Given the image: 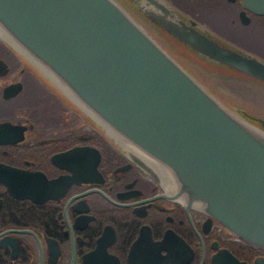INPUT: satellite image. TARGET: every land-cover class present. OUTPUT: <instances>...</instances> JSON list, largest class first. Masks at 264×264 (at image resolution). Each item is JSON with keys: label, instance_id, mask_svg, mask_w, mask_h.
Masks as SVG:
<instances>
[{"label": "water", "instance_id": "water-1", "mask_svg": "<svg viewBox=\"0 0 264 264\" xmlns=\"http://www.w3.org/2000/svg\"><path fill=\"white\" fill-rule=\"evenodd\" d=\"M129 1L198 57L264 82L263 58L168 0ZM242 3L264 12V0ZM0 27L93 120L91 112L165 169L185 198L264 250V117L230 109L117 0H0ZM18 89L14 82L4 96Z\"/></svg>", "mask_w": 264, "mask_h": 264}, {"label": "flooded vegetation", "instance_id": "flooded-vegetation-1", "mask_svg": "<svg viewBox=\"0 0 264 264\" xmlns=\"http://www.w3.org/2000/svg\"><path fill=\"white\" fill-rule=\"evenodd\" d=\"M168 1L264 58L201 23L192 8L221 4L234 23L263 29L264 12L242 0H189L184 9ZM6 42L0 35V264H264L263 249L185 198L158 163ZM24 75L49 93L52 109L6 104L23 92ZM14 82L19 89L4 96Z\"/></svg>", "mask_w": 264, "mask_h": 264}, {"label": "rangeland", "instance_id": "rangeland-1", "mask_svg": "<svg viewBox=\"0 0 264 264\" xmlns=\"http://www.w3.org/2000/svg\"><path fill=\"white\" fill-rule=\"evenodd\" d=\"M119 2V1H118ZM175 2L182 8L188 7L192 5V1H184V0H175ZM120 3V2H119ZM121 4V3H120ZM122 5V4H121ZM123 6V5H122ZM138 22H140L146 29L149 31L156 40L187 70H189L201 83H203L211 92H213L210 86L200 80V77H203L207 74H212L216 76H235L236 73L227 71V69L220 68L215 65H208L201 60L198 59V56L194 53L187 51L182 45L175 42L173 39L161 33V31L155 27H153L148 22L146 23L145 20H141L139 16H135L129 9L123 6ZM192 15L196 17L201 23L209 26L210 28L214 29L220 35L229 38L230 40L236 41L238 44L246 46L248 49L252 50L255 53H258L264 56V29L260 28L256 25L249 24V25H239L231 21V15L227 8L221 7L219 4L216 7H208L204 6L199 9L192 8ZM143 19V18H142ZM146 24V25H145ZM151 29H149L148 27ZM157 33V34H156ZM6 44L13 47V45L8 41ZM16 52L19 51L15 48ZM193 54V55H192ZM181 59H180V58ZM187 59H186V58ZM262 58V57H261ZM264 59V58H263ZM197 68H195L194 66ZM197 70H200L199 72ZM197 73H195V72ZM207 72V73H206ZM202 73V74H201ZM199 75V76H198ZM205 79V76L202 78ZM208 82V79H205ZM211 83L212 81L209 80ZM24 82L25 87L23 92L18 95L17 97L7 100L6 104L10 106H14L16 103H24L27 104L28 107H36L41 105L44 108H47L48 104L51 109L54 107L52 104L51 97L46 90L41 89L37 84H35L31 77L28 75H24ZM209 82V83H210ZM217 89L221 91L224 95H231L229 91L222 87L221 84H216ZM215 94V92H213ZM220 100H222L226 105L230 107L233 111H238L234 109L233 106L242 108L244 111L245 108L243 106L236 105L232 101L225 100L223 97H220L218 94H215ZM261 99V98H260ZM264 99V98H263ZM262 99V100H263ZM261 100V101H262ZM250 106H255L260 110H264V101L261 102L259 105H255L253 101H246ZM237 113V112H236ZM43 117V116H38ZM47 117V116H45ZM44 118V117H43Z\"/></svg>", "mask_w": 264, "mask_h": 264}, {"label": "trees", "instance_id": "trees-1", "mask_svg": "<svg viewBox=\"0 0 264 264\" xmlns=\"http://www.w3.org/2000/svg\"><path fill=\"white\" fill-rule=\"evenodd\" d=\"M117 1H119L123 6H125L127 9H129L135 16L138 15L141 20H145L146 23L148 22L149 24H151L149 22V20L144 18V16L139 15V11H137L135 6L129 0H117ZM195 2H197V1H195ZM152 26L155 27L154 25H152ZM148 28L151 29L150 27H148ZM155 28H157V27H155ZM157 29H159V28H157ZM159 30L161 31L162 34L167 35L169 37V35L165 31H163L161 29H159ZM184 48L187 51L193 53L191 50L187 49L186 47H184ZM198 59L201 60L202 62L210 65V66L214 65V64H210L209 62L205 61L204 59H202L200 57H198ZM215 66H218V67L223 68V69H227V71L236 73V75L225 77V78H224V76L219 77V76L212 75V74H208V77H207V74L204 75L207 79L212 80V83L207 82L205 79H202L203 77H200L198 75L200 80H202L203 82H206L210 86L211 90L213 92H215V94H218L220 97H223V98L225 97L224 98L225 100L232 101L236 105L243 106L245 108L246 112H248L250 114L264 116L263 110H260L255 106H250L246 102L247 100H249V101L255 102L254 103L255 105L261 104V100L264 98V82L261 80H258L256 78L247 76V75L240 73L238 71H235V70H233L229 67H226V66H219V65H215ZM217 83L219 85L221 84L222 87H225L231 95H224L221 91H219L217 89V85H216Z\"/></svg>", "mask_w": 264, "mask_h": 264}, {"label": "bare ground", "instance_id": "bare-ground-1", "mask_svg": "<svg viewBox=\"0 0 264 264\" xmlns=\"http://www.w3.org/2000/svg\"><path fill=\"white\" fill-rule=\"evenodd\" d=\"M137 11H139V10H137ZM140 13V12H139ZM141 14V13H140ZM141 16H143L142 14H141ZM0 35L1 36H3V37H5V38H7V40H9L17 49H19L20 51H22L23 53H27L22 47H20L1 27H0ZM4 42V41H3ZM27 55H29L30 57H31V59H33V61H35V64L39 67V68H41V70H43V72H45L47 75H49L50 77H52L53 79H54V76L46 69V67H44L39 61H37L36 59H34L29 53H27ZM194 66V65H193ZM195 67V66H194ZM196 68V67H195ZM197 69V68H196ZM198 72L200 71V70H197ZM201 72V71H200ZM207 73V72H206ZM202 74V73H201ZM204 77V76H203ZM208 77V76H207ZM210 78V77H209ZM225 78V77H224ZM237 78V77H236ZM240 78V77H239ZM205 79H206V77H205ZM211 79V78H210ZM57 83H58V80L55 78L54 79ZM212 81V80H211ZM217 81V80H216ZM208 82H210L209 81V79H208ZM211 83V82H210ZM216 83V82H215ZM60 84V83H59ZM218 84V83H217ZM76 98V97H75ZM262 101H264V100H262ZM261 101V102H262ZM264 104V103H263ZM264 108V107H263ZM85 109L87 110V111H89L90 112V110L89 109H87L86 107H85ZM263 112H264V110H263ZM91 114L93 115V117L94 118H96L98 121H100V119L95 115V114H93L92 112H91ZM85 116V115H84ZM105 127V126H104ZM107 130H109V128H107V126L105 127ZM110 131V130H109ZM115 135V134H114ZM122 141V140H121ZM122 147H123V145H122ZM149 158V157H148ZM140 159V158H139ZM145 160H147V159H145ZM154 164V163H153ZM158 166V165H157ZM160 167V166H159ZM162 168V167H161ZM163 169V168H162ZM156 170H157V168H156ZM163 170H165V169H163ZM159 173V172H158ZM162 174H163V172H162ZM162 174H160V175H162ZM164 175V174H163ZM162 175V176H163ZM165 178V177H164ZM170 179V178H169ZM168 183V182H167Z\"/></svg>", "mask_w": 264, "mask_h": 264}]
</instances>
